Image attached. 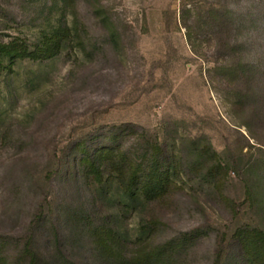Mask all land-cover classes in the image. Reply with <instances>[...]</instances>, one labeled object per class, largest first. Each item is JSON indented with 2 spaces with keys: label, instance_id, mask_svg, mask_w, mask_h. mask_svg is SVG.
Listing matches in <instances>:
<instances>
[{
  "label": "rangeland",
  "instance_id": "1",
  "mask_svg": "<svg viewBox=\"0 0 264 264\" xmlns=\"http://www.w3.org/2000/svg\"><path fill=\"white\" fill-rule=\"evenodd\" d=\"M0 43V264H261L264 0H0Z\"/></svg>",
  "mask_w": 264,
  "mask_h": 264
},
{
  "label": "trees",
  "instance_id": "2",
  "mask_svg": "<svg viewBox=\"0 0 264 264\" xmlns=\"http://www.w3.org/2000/svg\"><path fill=\"white\" fill-rule=\"evenodd\" d=\"M61 32H65L66 35L69 33L68 23H64L63 26H59L54 29L53 35L50 38H46L45 44L48 46V49L53 48L54 37L60 36ZM45 45V46H46ZM47 49V50H48ZM27 54H22L20 50H16L15 44H2L0 43V63L5 58H23ZM142 169H139L141 171ZM143 171V170H142ZM138 172H134L133 177L131 178V182L129 185L125 187L124 192L128 195V197L133 201H138L141 196V190L136 187L135 179L137 178ZM157 176H161L160 171L157 169L153 179L155 180ZM149 187L153 190V187H156L154 183H150ZM251 238H255L256 242L252 240L249 243L247 242L246 248L249 250L248 257H255L257 261H261V264H264V233L259 232L258 234L253 235ZM162 250L160 248L157 249H145L142 248L138 250L137 254L130 261H127L125 264H164V260L160 262V258L162 257ZM34 264V263H32ZM219 264V263H218ZM247 264H251V261Z\"/></svg>",
  "mask_w": 264,
  "mask_h": 264
}]
</instances>
